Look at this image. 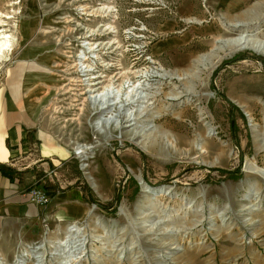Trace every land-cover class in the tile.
<instances>
[{
	"label": "rangeland",
	"instance_id": "374dc122",
	"mask_svg": "<svg viewBox=\"0 0 264 264\" xmlns=\"http://www.w3.org/2000/svg\"><path fill=\"white\" fill-rule=\"evenodd\" d=\"M236 5L0 0V31L11 41L0 61L1 94L25 79L37 84L34 125L49 135L47 150L58 149L50 182L39 170L28 188L48 191L54 184L75 193L48 214L0 228V264H56L60 255L62 264H264V150L254 144L244 112H251L256 127L264 125V56L250 49L226 56L209 75L198 74L191 93L169 76L188 70L200 54H220L216 40L237 32L224 28L227 21L264 8V0ZM257 35L264 37V23ZM88 90L104 93V131L94 127L99 113L89 104ZM140 106L149 125L166 132L165 152L145 151L130 140L145 118L127 122L122 114ZM198 124L211 130L200 132ZM79 145L87 147L85 157L75 154ZM31 150L37 162L38 144ZM140 182L167 190L151 198ZM146 196L161 218L192 220L197 213L201 220L173 228L172 243L158 230L161 222L147 230L141 213ZM60 204L73 208L60 214ZM249 218L251 223L243 222ZM72 224L81 227L84 239L50 248L45 241L62 239ZM40 243L45 246L36 251Z\"/></svg>",
	"mask_w": 264,
	"mask_h": 264
},
{
	"label": "bare ground",
	"instance_id": "6f19581e",
	"mask_svg": "<svg viewBox=\"0 0 264 264\" xmlns=\"http://www.w3.org/2000/svg\"><path fill=\"white\" fill-rule=\"evenodd\" d=\"M4 17V16H3ZM6 17V16H5ZM189 21L200 22L197 19H189ZM264 23V8L257 10L256 8H250L246 10L243 14L241 19H234L227 21L225 24V29H236L237 32L235 34L219 37L216 41L219 40L220 45H217V50L220 52H214L212 54L203 53L197 56L196 58L192 59V67L188 70L178 74V73H171L169 76L175 77L179 81V87L183 92L191 93L193 92V81L198 77L200 72L209 75L210 72L216 67V65L226 56H230L238 51L244 49H250L252 52L264 56V37H260L257 35L258 31L261 29ZM249 29H253L252 31ZM6 33V32H5ZM0 61L2 58H5L7 52L11 49V41L9 39L10 36L4 35V32L0 31ZM216 45V44H215ZM227 49V50H226ZM6 51V52H5ZM160 76L166 75L164 73H160ZM111 84L107 85V88ZM106 88V87H105ZM104 88V89H105ZM107 89H105L106 91ZM90 95H88L89 104L93 109H96L99 113L97 120L95 121L94 127L97 131L101 132L104 131L103 128L107 125V112L108 109L105 107L104 103L101 102V99L104 97V93L94 94L92 90H88ZM140 92H135V95L138 96ZM179 94L178 90H175V93L172 92V96H177ZM133 102L136 100L133 98ZM140 102V101H139ZM245 114L249 117L251 121V134L254 141V144L259 150H264V125L256 127L253 123V117L251 112L248 109H244ZM264 113V110H263ZM123 117L125 121L130 122L131 120H136L138 118L144 117L140 125L136 126V128L131 131L130 140L133 141L135 144L139 145L145 151L154 150L159 153H163L166 150V143L164 139L166 137V132L161 129L160 127H151L146 120L145 116V109L141 106L138 107L136 110L126 109L123 111ZM160 114L153 115L151 119L159 117ZM263 121H264V114H263ZM113 129L117 128V124H113ZM211 130L210 127L205 128L204 126L198 124V130L202 132L203 130ZM87 147L84 145L76 146L74 149L75 154L81 155L85 157ZM260 175L264 176V169L261 171ZM251 186V185H250ZM44 188V187H41ZM252 191V190H251ZM255 194V193H254ZM257 194V193H256ZM146 206V210L142 211L141 213L144 215L143 219L144 222L149 224L150 230L153 228L154 225L160 224L161 230L164 232L165 238L170 240L173 243L174 241V234L170 233L173 228H179L182 226L181 224L186 223L189 226L195 225L197 222L201 220V217H197V213L192 215V218L196 217L195 219H186V218H170V215H165L161 218L159 215L161 211L157 208V204L153 201L150 197H146V201L144 202V207ZM140 209V207H139ZM138 209V210H139ZM156 215V216H155ZM167 218V219H166ZM199 218V219H198ZM252 218L245 219L244 223H251ZM184 226V225H183ZM81 227L77 226V224L68 225L63 232V240L59 237H54L49 239L45 242L48 243L50 248H56L59 246H65L67 241L70 239H76L80 237L84 239L85 235L83 234ZM58 236V235H57ZM83 237V238H82ZM107 240V239H106ZM116 240L112 241L111 243H115ZM45 246L44 243H40L38 246H35L34 249L36 251L43 249ZM29 247V246H28ZM35 250L25 251L27 253L35 252ZM29 253V254H30ZM63 256L57 257L56 264H62Z\"/></svg>",
	"mask_w": 264,
	"mask_h": 264
},
{
	"label": "crops",
	"instance_id": "0c3cea01",
	"mask_svg": "<svg viewBox=\"0 0 264 264\" xmlns=\"http://www.w3.org/2000/svg\"><path fill=\"white\" fill-rule=\"evenodd\" d=\"M221 2L225 3V0ZM239 3L240 0H233L234 6ZM1 90L3 89H0V163L18 171L13 175V179L7 173L0 172V228L2 229L9 224H23L26 219L38 217L42 211L48 214L53 207L62 203V200L70 199L75 193L59 191L45 206L30 203L25 199L24 191L36 180L37 171L44 172L43 181L50 182L52 179L50 167L53 163L50 162L53 155H58V149L52 145L53 149L47 150L52 144L49 135L44 128L34 125L36 114L40 110L37 100L41 96L38 94L41 88L25 79L22 86L17 84L7 89L6 94L3 92L1 94ZM34 143L40 148L41 158L37 162L34 159L38 153L34 154L31 150ZM72 208L71 205L60 204L55 211L64 214Z\"/></svg>",
	"mask_w": 264,
	"mask_h": 264
},
{
	"label": "built area",
	"instance_id": "2783aa9c",
	"mask_svg": "<svg viewBox=\"0 0 264 264\" xmlns=\"http://www.w3.org/2000/svg\"><path fill=\"white\" fill-rule=\"evenodd\" d=\"M25 199L33 204L45 206L49 203L51 195L44 188L33 186L24 191Z\"/></svg>",
	"mask_w": 264,
	"mask_h": 264
},
{
	"label": "trees",
	"instance_id": "16d2710c",
	"mask_svg": "<svg viewBox=\"0 0 264 264\" xmlns=\"http://www.w3.org/2000/svg\"><path fill=\"white\" fill-rule=\"evenodd\" d=\"M262 60H264V59H262ZM0 172L1 173H7L11 179H13V175L14 174L18 173V171L15 168H12V167H10L8 165H5L3 163H0ZM46 188L48 189V192L52 196H54L58 191H62V189H60L59 186L54 185V184L53 185L52 184H48Z\"/></svg>",
	"mask_w": 264,
	"mask_h": 264
},
{
	"label": "water",
	"instance_id": "95a60500",
	"mask_svg": "<svg viewBox=\"0 0 264 264\" xmlns=\"http://www.w3.org/2000/svg\"><path fill=\"white\" fill-rule=\"evenodd\" d=\"M249 50V49H248ZM142 184V186H145L146 190H150V186L148 184H145L143 182H140ZM165 190H167L165 187H161V188H157V189H154V190H150L152 193L148 196H150L151 198H155V196L157 195V193H161V192H165ZM147 197V196H146ZM156 199V198H155Z\"/></svg>",
	"mask_w": 264,
	"mask_h": 264
}]
</instances>
